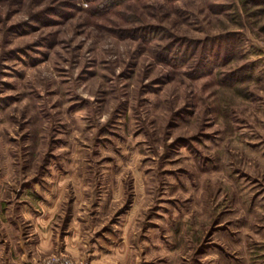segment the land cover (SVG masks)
<instances>
[{
  "label": "rangeland",
  "instance_id": "rangeland-1",
  "mask_svg": "<svg viewBox=\"0 0 264 264\" xmlns=\"http://www.w3.org/2000/svg\"><path fill=\"white\" fill-rule=\"evenodd\" d=\"M36 217L28 264H264V0H0V249Z\"/></svg>",
  "mask_w": 264,
  "mask_h": 264
},
{
  "label": "crops",
  "instance_id": "crops-1",
  "mask_svg": "<svg viewBox=\"0 0 264 264\" xmlns=\"http://www.w3.org/2000/svg\"><path fill=\"white\" fill-rule=\"evenodd\" d=\"M25 212L26 211L22 208L21 213L25 214ZM49 220L44 221L43 217H40V218L36 217V221H41V223L44 224L43 227L41 226L44 229V231H40V233L37 234V244L33 252H29L26 250L22 237H19V240L16 242L18 246L17 252L12 253L10 249L8 251L0 249V264H28L29 263L28 261L30 260H35L38 257L53 254L54 252H52V248L54 247L55 243L58 242V239L57 241L55 240L53 242L51 229L50 228L46 229L49 225V222H50ZM22 224L23 223L20 221L16 223L19 229ZM74 240H75L74 234L65 235L62 237L61 245L64 246V251L65 252L72 251L73 253L76 252L77 254L82 255V252L80 253V251L76 247L78 243ZM70 241H73V242H70ZM55 247H56L55 253H57L58 246H55ZM32 256H34V258ZM107 256H110V255H108V253L103 254L101 253V251L91 250V252L88 253V255L83 254L81 259L87 260L88 264H102L104 259L108 258Z\"/></svg>",
  "mask_w": 264,
  "mask_h": 264
},
{
  "label": "built area",
  "instance_id": "built-area-1",
  "mask_svg": "<svg viewBox=\"0 0 264 264\" xmlns=\"http://www.w3.org/2000/svg\"><path fill=\"white\" fill-rule=\"evenodd\" d=\"M45 264H72L71 261H69L66 258H59V259H52L46 262Z\"/></svg>",
  "mask_w": 264,
  "mask_h": 264
}]
</instances>
